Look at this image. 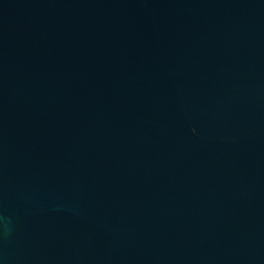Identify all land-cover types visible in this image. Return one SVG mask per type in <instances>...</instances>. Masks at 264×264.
Listing matches in <instances>:
<instances>
[{"label":"water","instance_id":"95a60500","mask_svg":"<svg viewBox=\"0 0 264 264\" xmlns=\"http://www.w3.org/2000/svg\"><path fill=\"white\" fill-rule=\"evenodd\" d=\"M0 264H264V0H0Z\"/></svg>","mask_w":264,"mask_h":264}]
</instances>
